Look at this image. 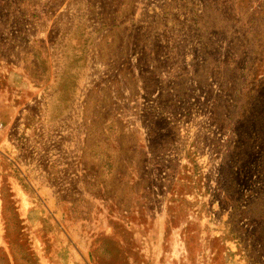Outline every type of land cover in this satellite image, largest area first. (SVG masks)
Masks as SVG:
<instances>
[{
    "label": "rangeland",
    "instance_id": "rangeland-1",
    "mask_svg": "<svg viewBox=\"0 0 264 264\" xmlns=\"http://www.w3.org/2000/svg\"><path fill=\"white\" fill-rule=\"evenodd\" d=\"M0 264H264V0H0Z\"/></svg>",
    "mask_w": 264,
    "mask_h": 264
}]
</instances>
